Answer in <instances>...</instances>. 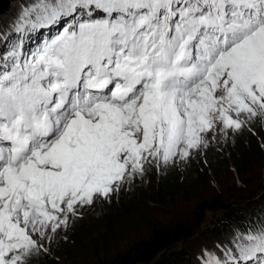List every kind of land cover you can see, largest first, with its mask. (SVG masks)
Returning <instances> with one entry per match:
<instances>
[{
	"label": "snow or ice",
	"instance_id": "6c2138e0",
	"mask_svg": "<svg viewBox=\"0 0 264 264\" xmlns=\"http://www.w3.org/2000/svg\"><path fill=\"white\" fill-rule=\"evenodd\" d=\"M0 48V264L51 254L145 165L264 125V0H20ZM197 264H264V208Z\"/></svg>",
	"mask_w": 264,
	"mask_h": 264
},
{
	"label": "rangeland",
	"instance_id": "374dc122",
	"mask_svg": "<svg viewBox=\"0 0 264 264\" xmlns=\"http://www.w3.org/2000/svg\"><path fill=\"white\" fill-rule=\"evenodd\" d=\"M19 3L20 0H10L4 17H11L16 12ZM0 51H3V49L0 48ZM253 126L260 130L264 129V125H262L259 120H257ZM245 131H247V128H244L242 132L236 134L234 139L229 138L226 143L221 142L219 146L210 147L206 155H197L191 163L187 164L194 163L195 166L207 167L209 162L206 156L211 158L213 155L217 157L215 166L224 162L223 166L215 168L214 171L209 169L207 173H205L209 185H203L201 190L190 191V193H195L194 195L203 193V197L208 198L206 199L207 201H209V199H215L216 196H219L222 202L230 201L234 198L233 204L236 201H242V199L245 200L248 197H253L260 193L262 188H264V156L258 158L256 155L251 154V156H247V163H244V161H239L241 157L237 156V150L233 149L236 154L235 160L237 162L239 161L241 172L237 170L236 162L229 156L230 147L237 146L242 142ZM262 145H264V143L261 141L259 147L264 153V146ZM183 166L184 165L178 163L176 166L161 172L155 165H145L146 172L142 180L139 178L136 179L131 189L125 185L118 196H113L110 204L105 203L102 207L110 206L114 202L123 205L126 200H130L133 197L135 193L134 190L137 189H142L145 193H159L157 185L158 180H162L163 177L165 178L168 173L173 171L175 173H182L184 170V168H182ZM198 183H201V181H198ZM136 186L138 187L133 189V187ZM166 192L163 194L159 193L160 196L157 200H160V202L151 205L153 209L152 212L143 210L140 215L139 209H137L135 205H131L126 207L124 211L118 213V215H116L117 217H115L118 230L115 232H112L110 222L93 224L94 222H92V219L88 215V211L94 212L102 208L100 205H93L90 209H85L83 211V218L77 220L76 223L69 228L67 238L57 237L56 241L50 245L51 254L43 255L38 261H35L34 264H47L51 261L57 264H71L74 257L81 259V253H86V247L90 245L91 241H98L99 237L100 241L97 245L106 248L108 244L109 254L111 255L110 257H112L115 253L126 249L133 243L143 240L148 235L149 228H147L145 224L141 226L138 225V221L140 220L141 223L143 217L150 219V221L158 227L172 226L176 223L185 224L186 222L192 221L195 216V207L198 204L197 199L190 198V193L185 194L181 192L180 194H173L175 199L171 202V199L164 198ZM125 195L127 196L122 199ZM262 195H264V192L259 194V198ZM114 208H117V205H115ZM207 215L208 218L203 221L204 224L208 222V219L213 217V219L216 220L218 217L217 215L213 216L211 213ZM223 238H215L214 236L203 234L195 236L186 245L193 255V260L189 264H197L198 257L203 247L211 248L217 241ZM78 243L79 245L70 246ZM72 248L78 251L72 252ZM46 259L50 260L44 263Z\"/></svg>",
	"mask_w": 264,
	"mask_h": 264
},
{
	"label": "trees",
	"instance_id": "16d2710c",
	"mask_svg": "<svg viewBox=\"0 0 264 264\" xmlns=\"http://www.w3.org/2000/svg\"><path fill=\"white\" fill-rule=\"evenodd\" d=\"M252 128V131H249L247 128L239 145L230 147L229 156L236 162V168L239 172H241L239 161L247 163V156H251V154L256 155L258 158L264 156L262 149L259 147L261 141L264 143V129L260 130L254 126ZM233 149L237 150V156L241 157L238 162L235 160L236 154ZM206 159L209 162L207 167L195 166L192 163L187 166L184 165L182 173H175L174 171L168 173L165 178L160 179L161 181L158 180V192L163 194L167 191L164 198H169L173 202L175 199L173 194L175 193L180 194L184 192L185 194H189L190 191L201 190L203 185H209L205 173L209 169L214 171L215 168L223 166L224 162L215 166L217 162L216 155H213L211 158L206 156ZM198 181H201V183H198ZM137 187H133V189ZM134 192L133 197L130 200H126L123 205L114 202L112 205L99 208L94 212L88 211V215L92 219V222H94L93 224L110 222L112 232H115L118 230L115 217H117L118 213L124 211L126 207L135 205L141 215L143 210L152 212L151 205L160 202V200H157L160 196L159 193H145L142 189L134 190ZM262 192H264V188L256 196L236 201L234 204V198L230 201L222 202V199L216 196L215 199H209V201L211 200L209 202L206 200L208 198L203 197V193H197L196 195H194L195 193H190V198L197 199L198 201L192 221L185 224L176 223L172 226L158 227L150 219L143 217L141 223L140 220L138 221V225L145 224L149 228L148 235L143 240L129 245L126 249L110 257L108 244L106 248L97 245L100 241L99 237L98 241L93 240L86 247V253H81V259L74 257L71 264H189L193 260L192 252L186 246L190 240L200 234L223 238L230 225L241 223L257 210L264 208V195L259 198V194ZM115 205H117V208H114ZM208 213L213 214V216L217 215L218 217L216 220L212 217L204 224L203 221L208 218ZM76 245H79V243L70 246ZM77 251V249L72 248V252ZM49 260L46 259L44 263ZM47 264L57 263L51 261Z\"/></svg>",
	"mask_w": 264,
	"mask_h": 264
},
{
	"label": "water",
	"instance_id": "95a60500",
	"mask_svg": "<svg viewBox=\"0 0 264 264\" xmlns=\"http://www.w3.org/2000/svg\"><path fill=\"white\" fill-rule=\"evenodd\" d=\"M10 0H0V6H2V11L5 13L8 9Z\"/></svg>",
	"mask_w": 264,
	"mask_h": 264
}]
</instances>
